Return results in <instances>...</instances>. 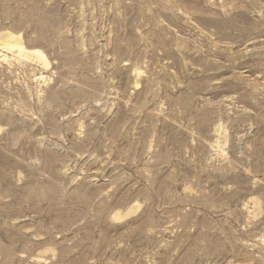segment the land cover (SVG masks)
Listing matches in <instances>:
<instances>
[{
  "label": "rangeland",
  "instance_id": "rangeland-1",
  "mask_svg": "<svg viewBox=\"0 0 264 264\" xmlns=\"http://www.w3.org/2000/svg\"><path fill=\"white\" fill-rule=\"evenodd\" d=\"M0 264H264V0H0Z\"/></svg>",
  "mask_w": 264,
  "mask_h": 264
},
{
  "label": "bare ground",
  "instance_id": "bare-ground-1",
  "mask_svg": "<svg viewBox=\"0 0 264 264\" xmlns=\"http://www.w3.org/2000/svg\"><path fill=\"white\" fill-rule=\"evenodd\" d=\"M8 40V42L10 41L9 39H7ZM25 47V46H24ZM21 48H22V46H21ZM43 56V55H42ZM115 217H117V218H121V214L120 213H116L115 214Z\"/></svg>",
  "mask_w": 264,
  "mask_h": 264
}]
</instances>
